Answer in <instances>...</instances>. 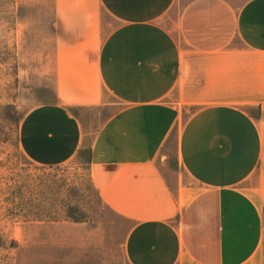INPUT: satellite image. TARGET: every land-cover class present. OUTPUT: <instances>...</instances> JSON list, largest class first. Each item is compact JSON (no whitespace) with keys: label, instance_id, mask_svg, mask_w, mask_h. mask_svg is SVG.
I'll list each match as a JSON object with an SVG mask.
<instances>
[{"label":"crops","instance_id":"0c3cea01","mask_svg":"<svg viewBox=\"0 0 264 264\" xmlns=\"http://www.w3.org/2000/svg\"><path fill=\"white\" fill-rule=\"evenodd\" d=\"M48 2L51 96L20 122L24 155L75 159V110L113 107L87 154L129 223L126 263L264 264V0H184L173 18L181 0Z\"/></svg>","mask_w":264,"mask_h":264},{"label":"rangeland","instance_id":"374dc122","mask_svg":"<svg viewBox=\"0 0 264 264\" xmlns=\"http://www.w3.org/2000/svg\"><path fill=\"white\" fill-rule=\"evenodd\" d=\"M52 23L48 0H0V264H127L129 223L98 197L87 154L113 107L75 110L84 148L67 163L37 165L19 146L24 115L50 100L42 73Z\"/></svg>","mask_w":264,"mask_h":264}]
</instances>
